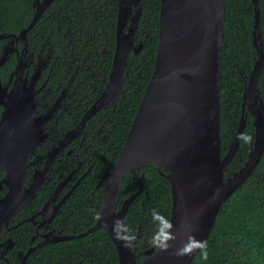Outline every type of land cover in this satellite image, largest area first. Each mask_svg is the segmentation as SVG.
Segmentation results:
<instances>
[{
  "label": "water",
  "instance_id": "obj_1",
  "mask_svg": "<svg viewBox=\"0 0 264 264\" xmlns=\"http://www.w3.org/2000/svg\"><path fill=\"white\" fill-rule=\"evenodd\" d=\"M51 1L44 0L39 5L21 36L35 24ZM226 3L227 0H161L159 44L151 80L122 150L110 172L101 180H105V187L97 221L80 234L81 237L98 229L105 230L118 251L120 264H191L206 243L221 206L251 177L264 153V98L258 87L264 68V42L260 32V8L258 0H254L252 42L258 58L243 93V116L238 132L221 159L222 46ZM143 4L144 0H120L116 48L109 78L101 95L82 118L80 132L95 113L115 100L127 77L130 54H139L144 47V42L135 43ZM128 20L130 24L126 31ZM6 53L0 64L7 59ZM28 96L7 106L3 121L12 130L18 111H33V98L26 100ZM246 107L254 117V148L246 163L225 178L224 167L236 154L245 127ZM16 126L21 129V134H28L26 121ZM31 128L35 125L32 124ZM18 132L15 129L12 134ZM38 139L31 141L29 149L36 147L40 142ZM68 141L63 140L59 148L48 155V162ZM29 149L21 144L19 161L8 165L11 191L0 198V230L8 226L11 215L23 200L20 199L23 189L19 176L24 175L26 168V156L22 157V154ZM13 159L18 160L16 153ZM150 162L170 180L172 208L164 237L158 246L144 251L142 254L146 258L139 261L140 254L128 240L124 221L130 206L144 190L145 175L140 174V170ZM128 174L139 183V189L120 202L119 195ZM52 203L56 205L55 214L61 203L49 201L45 208L50 209ZM141 230L140 227L139 236ZM61 239L64 240L57 238Z\"/></svg>",
  "mask_w": 264,
  "mask_h": 264
},
{
  "label": "trees",
  "instance_id": "obj_2",
  "mask_svg": "<svg viewBox=\"0 0 264 264\" xmlns=\"http://www.w3.org/2000/svg\"><path fill=\"white\" fill-rule=\"evenodd\" d=\"M26 1L24 6L19 7L17 14L13 8L10 9V25H13L16 17L22 18L18 29L28 23L33 12L32 0ZM61 4L62 13L67 15V28L73 32L70 37H77L80 33V40H76L73 46L75 49L80 47V81H86L81 85L84 87L80 88V97L88 100V108L101 95L109 78L116 48L119 0H68L67 4L61 0ZM160 5L161 0H145L140 20V27H144L148 34L144 48L138 55L130 54L127 77L115 105L103 110L105 115L101 111L92 118L94 122L101 118L97 127L103 126L95 140L100 146L93 145V159L96 160L94 173L91 172L83 180L74 197L80 200L84 230L94 225L99 216L105 187V181L101 180L115 164L151 80L159 42ZM253 21L254 7L251 0H227L222 46V156L228 151L239 128L243 93L257 57L252 42ZM77 28H80L78 34L74 32ZM261 29L264 37L263 6ZM258 87L264 98V71ZM86 109H82L80 117ZM253 121V115L248 112L238 152L225 170L227 177L248 159L254 132ZM104 134L107 135L105 144H109L102 145L101 137ZM162 171L165 172L164 169ZM142 173L145 175L144 191L132 203L124 221L128 240L140 254L139 261L146 258L142 254L144 251L158 246L164 237L172 208L170 180L152 162L141 168ZM138 189L139 183L128 174L119 201L125 200ZM62 253L65 258L79 256L74 263L120 264L118 251L103 229L80 239L45 248L33 256L28 264H55ZM191 264H264V155L251 177L223 203L206 243Z\"/></svg>",
  "mask_w": 264,
  "mask_h": 264
},
{
  "label": "flooded vegetation",
  "instance_id": "obj_3",
  "mask_svg": "<svg viewBox=\"0 0 264 264\" xmlns=\"http://www.w3.org/2000/svg\"><path fill=\"white\" fill-rule=\"evenodd\" d=\"M62 1L65 4L68 2ZM251 1L255 20V3L254 0ZM26 2L28 1L0 0V61L7 52V59L0 64V198L11 191L8 184V165L19 161L21 144L29 149L33 139L39 138L40 142L35 148L22 154V157L26 156L24 175L19 176L23 189L20 199L23 200L19 202L21 205L17 211L11 215L8 226L0 230V264H28L29 260L40 254L43 249L80 239L83 237H80L81 233L95 225L96 222L86 230L83 229V210L80 208V200L74 197L80 189V184L95 167L94 143L100 146L95 140L103 129V126L97 127L101 118L96 122L92 121V118L110 108L112 104L115 105L117 98L95 113L80 132L81 120L92 105L87 108L88 100L80 97V88L84 87L81 85L86 81H80V47L75 49L73 46L76 40H80V28L74 30L78 34L77 37H70L73 32L67 28V15L62 13L61 0H53L44 8L28 32L21 36V32L32 22L44 0L31 1L32 15L28 23L18 29L22 18L16 17V21L10 25V9L13 8L17 14L19 7L24 6ZM258 4L260 32L264 42L261 29V6L264 7V0H258ZM140 20L135 40L136 44H145L148 34L145 33L144 27H140ZM129 24L130 20L125 27L126 31ZM257 58L258 53L256 60ZM27 94L29 96L26 100L33 98V111H18L12 130L10 125L3 121L7 106L12 101H20ZM82 109L86 111L80 117ZM105 114L103 111V115ZM22 121L29 124L28 134H21V129L16 126ZM32 124L35 128H31ZM15 129L19 131L17 135L12 134ZM32 133L34 134L31 135ZM106 136L104 134L101 137L102 145L109 144H105ZM65 139L69 141L48 162V155L59 148ZM16 148L19 149L15 150ZM14 153L17 159L19 156L18 160L13 159ZM49 201L61 203L55 214L54 203L50 209L45 208ZM58 237L64 240H57ZM78 257L75 255L65 258L62 253L55 264H80V261L74 263Z\"/></svg>",
  "mask_w": 264,
  "mask_h": 264
},
{
  "label": "bare ground",
  "instance_id": "obj_4",
  "mask_svg": "<svg viewBox=\"0 0 264 264\" xmlns=\"http://www.w3.org/2000/svg\"><path fill=\"white\" fill-rule=\"evenodd\" d=\"M144 3H145V0H144ZM143 7H144V4H143ZM133 9H134V7H133ZM119 10V9H118ZM142 12H143V8H142ZM142 14V13H141ZM135 43H136V40H135ZM140 43V42H139ZM158 44H159V42H158ZM142 51V50H141ZM140 51V52H141ZM115 53V52H114ZM135 55H138V54H135ZM245 120H246V122H245V127H244V130H245V128H246V124H247V114H248V112H250L249 110H248V108L246 107L245 109ZM251 113V112H250ZM252 114V113H251ZM253 115V114H252ZM242 116H243V112H242ZM242 116H241V119H242ZM241 122V121H240ZM253 125H254V122H253ZM239 126H240V124H239ZM239 129V128H238ZM244 130H243V133H244ZM255 130H256V128H255V125H254V132L252 133V135H251V137H252V147L250 148V151H249V154H250V152H251V150L254 148V140H253V135H254V133H255ZM237 132H238V130H237ZM243 133H242V135H243ZM236 136V135H235ZM242 137V136H241ZM241 137H240V139H239V146H240V140H241ZM234 141V140H233ZM232 144V143H231ZM231 146V145H230ZM238 149H239V147H238ZM238 149H237V151H236V154H237V152H238ZM227 153V152H226ZM235 154V155H236ZM249 154H248V156H249ZM226 155V154H225ZM224 155V156H225ZM235 155L233 156V158L235 157ZM263 155H264V153L262 154V156H261V159H262V157H263ZM224 156H222V151H221V159L224 157ZM261 159H260V161H261ZM260 161H259V163H258V165L260 164ZM228 164L229 163H227V165L224 167V170L226 169V167L228 166ZM164 175V174H163ZM166 176V175H165ZM167 177V176H166ZM144 188H145V186H144ZM144 191V190H143ZM216 222V221H215ZM215 224V223H214Z\"/></svg>",
  "mask_w": 264,
  "mask_h": 264
},
{
  "label": "clouds",
  "instance_id": "obj_5",
  "mask_svg": "<svg viewBox=\"0 0 264 264\" xmlns=\"http://www.w3.org/2000/svg\"><path fill=\"white\" fill-rule=\"evenodd\" d=\"M246 161H247V160H246ZM245 163H246V162H245ZM245 163H244V164H245ZM226 168H227V167H226ZM239 169H240V168H239ZM239 169H238V170H239ZM225 170H226V169H225ZM225 172H226V171H225ZM224 175H225V173H224ZM229 177H230V176H229ZM225 178H228V177L225 175ZM234 194H235V193H234ZM234 194H233V195H234ZM233 195H232V196H233ZM232 196H231V197H232ZM228 199H229V198H228Z\"/></svg>",
  "mask_w": 264,
  "mask_h": 264
}]
</instances>
